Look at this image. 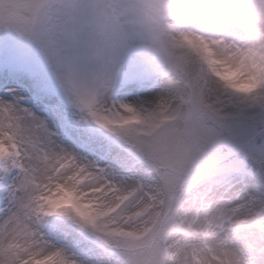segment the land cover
<instances>
[{
    "label": "snow or ice",
    "instance_id": "1",
    "mask_svg": "<svg viewBox=\"0 0 264 264\" xmlns=\"http://www.w3.org/2000/svg\"><path fill=\"white\" fill-rule=\"evenodd\" d=\"M50 7V0H0V29L35 38L54 54V34L88 20L105 43L129 51L136 13L124 0H66L63 21L53 19ZM253 7L264 13V0H254ZM232 87L251 92L246 83ZM69 91L91 119L148 166L150 180L125 186L95 164L56 149L43 122L19 100L9 103L5 97L0 101V264H80L44 234L53 216L66 217L118 250L123 264H177L178 259L205 264L204 251H212L210 229L223 223L200 224L198 215L189 220L181 212L189 181L194 175L210 180L238 174L253 192L264 185V126L243 139L234 122L248 120L249 112L237 107L224 116L195 91L190 97L162 94L147 106L111 108L102 105L97 90L71 84ZM259 108L264 117V105Z\"/></svg>",
    "mask_w": 264,
    "mask_h": 264
},
{
    "label": "clouds",
    "instance_id": "2",
    "mask_svg": "<svg viewBox=\"0 0 264 264\" xmlns=\"http://www.w3.org/2000/svg\"><path fill=\"white\" fill-rule=\"evenodd\" d=\"M124 2L136 13L129 51L161 65L180 84V96L195 91L224 116L237 107L251 114L264 105V13L254 0ZM242 83L250 93L232 87ZM200 111L207 118L206 108ZM246 183L238 174L190 179L181 212L189 220L198 215L200 224L223 223L210 229L205 264H264V185L253 192Z\"/></svg>",
    "mask_w": 264,
    "mask_h": 264
},
{
    "label": "rangeland",
    "instance_id": "3",
    "mask_svg": "<svg viewBox=\"0 0 264 264\" xmlns=\"http://www.w3.org/2000/svg\"><path fill=\"white\" fill-rule=\"evenodd\" d=\"M50 2L53 19L63 21L66 0ZM52 47L54 54L35 38L21 35L13 28L0 29V101L5 97H8L9 103L19 100L21 107L38 117L49 132L52 133L51 124L61 131L58 132L61 138L74 140L75 147L82 152L79 154L83 158H91L90 163L100 169L101 163H105L107 167L103 170L107 172L118 169L115 177L124 180L127 176L124 173L130 176L132 171L150 172L147 165L128 152L126 145L115 134L97 124L81 109L69 88L71 84H76L97 90L102 105L111 108L115 101L120 103L117 96L128 87L143 83L152 85L159 80L179 83L166 75L162 66L151 58L117 50L105 43L100 31L88 20H82L71 32L55 33ZM234 124L246 140L248 135L264 126V117L254 112L248 120ZM112 151H116V155ZM108 156L109 160L102 161ZM235 163L237 167L242 166V161ZM248 171L251 172V169ZM55 223L61 226L52 228ZM63 228L75 236L66 243L74 258L83 256L86 264H123L118 250L107 248L87 231L85 234L80 232L78 225L66 217L48 218L43 232L63 231Z\"/></svg>",
    "mask_w": 264,
    "mask_h": 264
},
{
    "label": "bare ground",
    "instance_id": "4",
    "mask_svg": "<svg viewBox=\"0 0 264 264\" xmlns=\"http://www.w3.org/2000/svg\"><path fill=\"white\" fill-rule=\"evenodd\" d=\"M162 94L180 95L181 94V86H180V84L172 83L171 80H166V81L162 80V81L154 82V83H152V85L147 84V83H143L140 86H131V87L126 88L125 90H122L120 92V94L118 95L119 97L117 96V98L120 99L119 104H131V105H135V106H147L149 104L154 103ZM114 103H115V105H119L116 103V101ZM49 125L52 129L54 147H56V149L66 150V151L72 153V155L78 157L79 159H82V160L90 163L91 158L86 159V158H83L79 154L82 152H81V150H79L75 147V141L74 140L70 141V140H67L65 138H61L62 136L58 133V132L61 133V131L60 130L57 131L56 129H54V127L51 124H49ZM71 149L75 150L76 152H73ZM112 154L116 155V151H112ZM112 154H111V156H112ZM109 156L103 158L102 161L109 160L110 159ZM108 164L109 163H107V165ZM101 165H102L101 169H103L104 167H107L105 163H101ZM115 166H116V164H114V167ZM117 170L118 169L114 168L113 172L110 170L108 173L111 174V176L115 182L124 184L125 186H133V185L140 183V181L149 182L150 177H151V173L148 171H146L145 173H143L142 171H138V172L134 173L132 171L131 173L135 174V175L132 176V174H130V176H129L128 173H124L127 176L125 177L124 180H122V178L115 177ZM62 230L63 231L58 230L59 232L56 231V232H52V233H47L45 235L47 236L48 240L51 243L55 244L58 248H64L65 251L67 252V254L70 255V253H71L70 246H69V248H67L66 243L69 239H72L75 236L73 233L66 231L65 228H63ZM60 232H62V233L65 232V233L63 235H61L62 233L60 234ZM75 259H77L80 262V264H86L84 262L83 256L75 257Z\"/></svg>",
    "mask_w": 264,
    "mask_h": 264
},
{
    "label": "trees",
    "instance_id": "5",
    "mask_svg": "<svg viewBox=\"0 0 264 264\" xmlns=\"http://www.w3.org/2000/svg\"><path fill=\"white\" fill-rule=\"evenodd\" d=\"M127 147V150L129 151V152H132L129 148H128V146H126Z\"/></svg>",
    "mask_w": 264,
    "mask_h": 264
}]
</instances>
